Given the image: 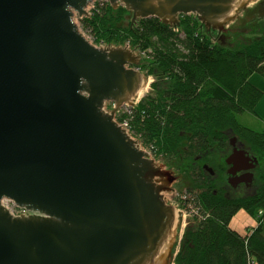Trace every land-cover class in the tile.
Masks as SVG:
<instances>
[{
	"label": "water",
	"instance_id": "obj_1",
	"mask_svg": "<svg viewBox=\"0 0 264 264\" xmlns=\"http://www.w3.org/2000/svg\"><path fill=\"white\" fill-rule=\"evenodd\" d=\"M95 1L0 0V264H170L179 173L115 119L147 76L130 45H96L75 21ZM105 1L134 22L192 14L223 33L255 0ZM237 142L228 182L249 187L258 159Z\"/></svg>",
	"mask_w": 264,
	"mask_h": 264
},
{
	"label": "trees",
	"instance_id": "obj_2",
	"mask_svg": "<svg viewBox=\"0 0 264 264\" xmlns=\"http://www.w3.org/2000/svg\"><path fill=\"white\" fill-rule=\"evenodd\" d=\"M100 2L80 19L84 30L105 44L128 43L142 55L138 68L155 77L151 92L119 120H128L134 135L188 178L197 213L174 264H264V130L238 119L254 113L263 95L250 77L264 76V13L248 29L233 27L223 38L196 15H180L177 26L159 17L134 22L125 6ZM263 7L264 1L251 11ZM233 136L258 159L252 190L243 194L228 191L225 159ZM241 210L258 223L243 235L230 226Z\"/></svg>",
	"mask_w": 264,
	"mask_h": 264
},
{
	"label": "rangeland",
	"instance_id": "obj_3",
	"mask_svg": "<svg viewBox=\"0 0 264 264\" xmlns=\"http://www.w3.org/2000/svg\"><path fill=\"white\" fill-rule=\"evenodd\" d=\"M101 0H96L94 3H92L89 7V12L92 14L93 13V10L95 7H97V5L99 3H102L100 2ZM264 0H255V1H252L248 7H246L245 9H242L240 10L237 15H236V18L233 20V22H230L227 26L228 30L233 28V27H242L243 26V29H248V23L251 22L252 24L254 23V21L261 15V13H264V7L263 9L261 10H257L254 12L251 11V9H254L257 5H259L261 2H263ZM264 18V17H263ZM80 17H76V20L78 22V24L80 25V27L83 29V31L88 34V36L90 38H92L94 40V42L96 44H104V45H107L105 44V42L103 41H96V36L95 34L90 30V29H87L82 27L81 23H80ZM228 30L226 31H223V33H221L220 36H223L224 38V34L228 32ZM244 35L245 36H248V33L247 32H244ZM222 38V40H223ZM227 39V38H226ZM225 39V40H226ZM229 40V39H227ZM226 40V41H227ZM127 45H129L128 43H126ZM125 45V44H124ZM138 52V51H137ZM139 53V52H138ZM141 55V54H140ZM142 56V55H141ZM141 60V59H140ZM142 61V60H141ZM140 61V63H141ZM138 67V66H137ZM141 72H143L145 74L144 71H142L141 69H139ZM146 75V74H145ZM257 76H260V77H264L260 74H257ZM251 78V77H250ZM155 80V77L154 76H149L147 77L146 79V86H148L147 90L144 92V94L142 95L141 98H139L138 100H136V102H134V106L144 97L146 96L147 94H149L151 92V84L152 82ZM262 92H263V95L261 96V99L260 101H262V99L264 98V89H260ZM259 101V102H260ZM258 102V103H259ZM132 106V107H134ZM131 107V106H128V105H125L123 106L121 109H120V114H119V117L123 114V113H126L128 111V108ZM255 111L254 113L253 112H245L243 114H240L239 118L240 121L242 123H244L245 125H247L248 127H250L251 129H254V130H258V131H261V130H264V125L261 124L260 122H258L257 120V117L255 115ZM235 137V136H233ZM237 137V136H236ZM134 138L138 139L142 146L144 147V149L146 151H148L150 153V155L153 157V159L157 160V161H160V162H163L165 163V165L169 168L170 171H172L173 173H179V175L177 176L176 180L173 182V183H181L175 187L172 188V190L168 193H166L165 195L169 197L171 204L173 203V205H176V203H178L177 199L180 197L179 195H182L183 193L187 192V184H188V178H186L184 175L180 174L179 170L176 168V166H174L172 164V161H169L167 160L166 158H164L163 156L161 155H158L157 153H155L153 151V149L151 148V146L149 145H146L142 139H140V137L138 136H134ZM238 139V137H237ZM238 146H241L242 148H244L245 146V143L243 142H240V140H238L237 142ZM240 144V145H239ZM246 149V148H245ZM218 163L220 164L221 163V160L218 161ZM226 178H227V175H226ZM252 190V185L249 186V187H245V186H238V187H232V189L230 188L228 191L229 193H232V192H237V193H246V192H250ZM234 192V193H235ZM4 205L6 207H9V209H12V210H17L16 209V205L14 204L13 201L9 200V199H5L4 200ZM178 214L181 216V214L178 212ZM179 216V217H180ZM182 217L180 218V223H179V228H178V232H177V237H176V241H175V244H174V248H173V251H172V255H171V259H170V264H174V258L178 252V249H179V243H180V240L184 234V231H185V228L187 227L189 221H190V217L187 216V218H185L184 222H185V225L183 226L182 224ZM178 244V245H177Z\"/></svg>",
	"mask_w": 264,
	"mask_h": 264
},
{
	"label": "crops",
	"instance_id": "obj_4",
	"mask_svg": "<svg viewBox=\"0 0 264 264\" xmlns=\"http://www.w3.org/2000/svg\"><path fill=\"white\" fill-rule=\"evenodd\" d=\"M250 82L257 86L259 89H264V77H260L254 74L251 76ZM255 113L258 122L264 125V98L257 104ZM257 224L258 223L255 218L250 216L246 211L241 210L234 216L230 223V226L243 235L255 228Z\"/></svg>",
	"mask_w": 264,
	"mask_h": 264
},
{
	"label": "built area",
	"instance_id": "obj_5",
	"mask_svg": "<svg viewBox=\"0 0 264 264\" xmlns=\"http://www.w3.org/2000/svg\"><path fill=\"white\" fill-rule=\"evenodd\" d=\"M89 10V9H88ZM90 12H89V16H90ZM82 29V28H81ZM82 31H83V29H82ZM84 32V31H83ZM85 33V32H84ZM85 35L87 36V38L92 42V43H94V44H96L95 42H94V40L92 39V38H90L89 36H88V34H86L85 33ZM96 45H104V44H96ZM132 107V106H131ZM121 109V108H120ZM120 109L117 111V113H116V120H117V122L119 123V124H121V126L124 128V129H126L131 135H133V137L135 136L133 133H132V131H131V129H130V125H129V121L128 120H119V114H120ZM180 197L177 199V201H178V203H176V205H174L175 206V208H176V210H177V212H179L180 214H181V216L180 217H182V224H183V226L185 225V222H184V220H185V218H187V216H189L190 218L191 217H193L196 213H197V211H196V209L194 208V206L192 205V204H190V197H189V194L187 193V192H185V193H183L182 195H179ZM165 198H166V200L169 202L170 201V199H169V197H168V195L166 196L165 195ZM188 202V204L186 205V203ZM169 203H171V202H169ZM172 205H173V203H172ZM16 207V209L17 210H12V209H9L13 214H15V215H19V214H30L31 212H29V211H27V210H25V209H22V208H20V207H18V206H15ZM263 213V211H260L259 212V214H262Z\"/></svg>",
	"mask_w": 264,
	"mask_h": 264
},
{
	"label": "flooded vegetation",
	"instance_id": "obj_6",
	"mask_svg": "<svg viewBox=\"0 0 264 264\" xmlns=\"http://www.w3.org/2000/svg\"><path fill=\"white\" fill-rule=\"evenodd\" d=\"M240 145V144H239ZM239 147H241V146H239ZM252 157H254L253 155H251ZM257 166H258V164H257ZM257 166L254 168V169H252V171L255 173V170H256V168H257ZM228 169H229V166L227 165V169H226V174H227V171H228ZM210 170V169H209ZM211 171V173H212V175H214L215 174V172H212V170H210ZM244 172H240V173H238V175L239 176H241V174H243ZM228 178H229V175L227 174V181H228ZM229 183V182H228ZM230 185V184H229ZM231 186V185H230ZM238 186H245V187H248V186H246V184L243 182V183H241V184H239ZM237 186V187H238ZM231 187H233V186H231Z\"/></svg>",
	"mask_w": 264,
	"mask_h": 264
},
{
	"label": "bare ground",
	"instance_id": "obj_7",
	"mask_svg": "<svg viewBox=\"0 0 264 264\" xmlns=\"http://www.w3.org/2000/svg\"><path fill=\"white\" fill-rule=\"evenodd\" d=\"M148 86L145 87V85L141 88V91H139V98L142 97V95L144 94V92L147 90ZM138 98V99H139Z\"/></svg>",
	"mask_w": 264,
	"mask_h": 264
}]
</instances>
